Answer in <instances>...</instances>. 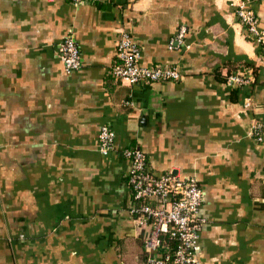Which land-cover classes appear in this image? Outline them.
<instances>
[{"label":"crops","instance_id":"1","mask_svg":"<svg viewBox=\"0 0 264 264\" xmlns=\"http://www.w3.org/2000/svg\"><path fill=\"white\" fill-rule=\"evenodd\" d=\"M240 2L264 29V0H0V264H143L128 147L202 188L201 264H264V142L250 134L264 123V61ZM121 28L141 65L176 66L180 80L112 78ZM67 34L81 53L71 72ZM235 71L252 81L229 85Z\"/></svg>","mask_w":264,"mask_h":264},{"label":"built area","instance_id":"2","mask_svg":"<svg viewBox=\"0 0 264 264\" xmlns=\"http://www.w3.org/2000/svg\"><path fill=\"white\" fill-rule=\"evenodd\" d=\"M71 1L81 4L86 0ZM235 13L246 32L259 44L264 61V29H258L255 12L245 2H240ZM184 34L185 28L180 27L169 47H172L173 42L181 44ZM115 50L116 62L111 67V74L120 82L135 84L177 81L182 77L176 66L141 65L139 47L128 31L122 28L118 32ZM58 56L67 72L80 67V49L71 34H67L59 43ZM226 81L229 85L248 84L252 81V74L249 71L237 72L228 75ZM245 106H250L249 98L245 100ZM250 134L256 142L263 143L264 123H253ZM114 149V132L109 125L104 124L99 131V151L107 154ZM121 154L130 164L127 175L131 187L130 213L138 226L148 227L142 238L146 252L143 264H201L198 256V232L204 221L199 216L203 200L202 188L194 178L182 177L177 172L155 174L148 166L146 155L137 148H124ZM163 234L178 241L175 249L170 250L163 243Z\"/></svg>","mask_w":264,"mask_h":264},{"label":"trees","instance_id":"3","mask_svg":"<svg viewBox=\"0 0 264 264\" xmlns=\"http://www.w3.org/2000/svg\"><path fill=\"white\" fill-rule=\"evenodd\" d=\"M91 1H96V0H91ZM246 66H251V65H246ZM252 68V71H254L255 70V67H251ZM235 73H237L236 71L235 72H231V73H229V74H227L226 75V77L224 78V80L226 81L227 80V77H228V75H230V74H235ZM111 76H112V78H114L115 80H116V78L111 74ZM118 80V79H117ZM127 182H128V177H127ZM129 185V187H130V184H128ZM131 188V187H130ZM132 190V189H131ZM139 201H136V203H138ZM161 239H162V241H163V243H165V245H167V247H168V249H170V250H173V249H175L176 248V246H177V244H178V241L175 239V238H172V237H170V236H168V234H163L162 236H161ZM145 258H146V252H145V250H144V258H143V263H144V261H145Z\"/></svg>","mask_w":264,"mask_h":264}]
</instances>
